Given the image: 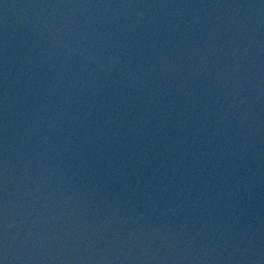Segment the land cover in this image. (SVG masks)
Wrapping results in <instances>:
<instances>
[{
	"label": "water",
	"instance_id": "1",
	"mask_svg": "<svg viewBox=\"0 0 264 264\" xmlns=\"http://www.w3.org/2000/svg\"><path fill=\"white\" fill-rule=\"evenodd\" d=\"M2 264H264V0H0Z\"/></svg>",
	"mask_w": 264,
	"mask_h": 264
},
{
	"label": "snow or ice",
	"instance_id": "2",
	"mask_svg": "<svg viewBox=\"0 0 264 264\" xmlns=\"http://www.w3.org/2000/svg\"><path fill=\"white\" fill-rule=\"evenodd\" d=\"M0 264H2V261H0Z\"/></svg>",
	"mask_w": 264,
	"mask_h": 264
}]
</instances>
